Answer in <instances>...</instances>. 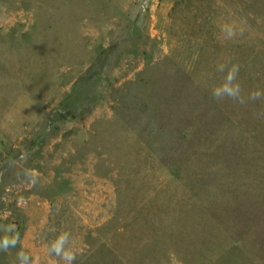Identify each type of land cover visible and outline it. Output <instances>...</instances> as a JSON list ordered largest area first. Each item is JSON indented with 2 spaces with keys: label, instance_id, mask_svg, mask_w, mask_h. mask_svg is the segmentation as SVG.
Wrapping results in <instances>:
<instances>
[{
  "label": "rangeland",
  "instance_id": "374dc122",
  "mask_svg": "<svg viewBox=\"0 0 264 264\" xmlns=\"http://www.w3.org/2000/svg\"><path fill=\"white\" fill-rule=\"evenodd\" d=\"M144 2L0 0V264H264V0Z\"/></svg>",
  "mask_w": 264,
  "mask_h": 264
},
{
  "label": "clouds",
  "instance_id": "9594fccd",
  "mask_svg": "<svg viewBox=\"0 0 264 264\" xmlns=\"http://www.w3.org/2000/svg\"><path fill=\"white\" fill-rule=\"evenodd\" d=\"M147 0L141 5V9L146 7ZM219 31L223 39L235 41L244 36L243 28H237L235 24L225 22L219 26ZM215 70L220 74L219 82L211 90V98L216 102L230 100L240 105L264 101V90L259 88L250 90L244 94L242 84L239 81L240 65L233 62L231 58H226L215 65ZM31 179V177H29ZM56 235L48 241L47 254L54 257V264H75L77 253L73 248L72 234L68 230H56ZM0 252H7L9 249L17 248L20 243V236L15 235L16 225L6 223L0 225ZM18 264H39L37 258H33L27 252L20 250L16 253Z\"/></svg>",
  "mask_w": 264,
  "mask_h": 264
}]
</instances>
